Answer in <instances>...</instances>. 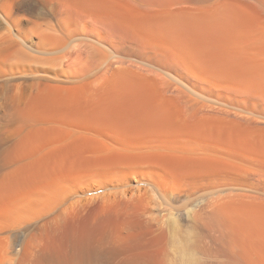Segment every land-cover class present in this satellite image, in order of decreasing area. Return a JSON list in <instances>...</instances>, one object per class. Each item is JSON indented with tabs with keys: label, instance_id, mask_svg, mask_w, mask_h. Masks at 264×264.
Segmentation results:
<instances>
[{
	"label": "rangeland",
	"instance_id": "obj_1",
	"mask_svg": "<svg viewBox=\"0 0 264 264\" xmlns=\"http://www.w3.org/2000/svg\"><path fill=\"white\" fill-rule=\"evenodd\" d=\"M218 1L214 0V3ZM127 11L130 12L133 9L122 0H0V196L3 197L0 200L4 199L0 201V209L11 211L16 207H23L30 214L35 210L38 213L35 211L34 214H41L42 217L38 216L42 218V222L39 219L41 222H39L41 226H39V231L41 232L38 231L35 238L31 234L38 245L39 264H74V262L83 264L80 260L82 251L86 252L93 247L110 245L111 242L121 238L125 228L130 229L137 236L136 239L128 241L127 244L130 245L127 246H135L137 242L140 247L159 246L157 240L147 241L151 235L156 234V237L163 229L162 231L167 234L166 238L170 237L174 240L188 235L191 250L202 258L235 255L239 251L238 248L241 249V244L236 242L226 227L224 228L215 221L211 215L213 212L227 210L243 202H253L254 198L250 195L236 188L230 189L217 185L202 189L195 195L196 197H193L191 193L194 190L190 187L191 183L186 181L188 178L165 180L161 172L141 163L114 164L102 170H97L85 163L84 166L87 168L81 171L76 166L80 164L82 166V161L73 165L76 158L79 161L82 157L85 161L86 157L88 159V156H95L97 154L95 151L84 150V152L82 150L80 153L74 150L75 148L66 152L59 150L64 144L76 147L83 143L89 147L101 141L107 143L111 141V145H114L116 140L118 141L119 137L112 135L114 132H110V130L113 131L110 128L111 124L115 129V127L127 124V121H120L115 119L116 115L108 114V118L105 117L107 118L106 124L102 122L106 126L103 124L101 127L102 124H99L101 121H97L98 117L95 120L94 114L88 115L84 111L82 113L81 111H66V109L60 112L58 107L70 102L82 105L92 102L91 96L94 94V89L108 84L117 75L119 69H126L150 80L149 83H154L156 87L158 84L159 87L161 86L162 81L160 80L164 78L175 88L182 89L184 95L189 97L183 107L179 105L183 112L203 110L220 115L214 112H223L227 107L224 101L218 102L217 100L218 97L225 96L222 90L216 95L199 93L190 87V83L176 78L172 72L151 67L136 59H125V64L116 63L121 57L114 53L111 47L104 44L102 38L104 33L116 34L115 37L123 33L122 36L131 37L130 31H127L130 27L124 30L125 28L116 21L120 13L124 14ZM110 63L114 66H110ZM130 64L136 66H130ZM192 83L199 84L200 89L204 88L201 89L202 91L210 85L207 82L198 83L196 80H193L191 85ZM73 112L76 113V118ZM253 115L259 117V115ZM77 119L81 120V123ZM80 136L85 139L79 140ZM113 137L116 139L114 140ZM23 146L25 147L23 150L27 153L24 152L22 157L25 159L21 158V161L16 157L17 155H13L14 151L17 152V149ZM58 157H65L70 165L73 163L74 170L69 165L67 168L70 170L61 169L62 173L56 165ZM30 163L31 167L27 165ZM158 176L164 179L156 180ZM138 182L147 184L137 185ZM176 190L186 192L189 198L182 199L178 203L161 202L165 201L161 197L164 198V195ZM121 192L124 195L120 194ZM195 198H199L200 203L193 208L194 205L191 202L197 201ZM123 199L131 201L132 204H138V218L126 219L113 216L114 212L121 208ZM160 204H163L162 207ZM174 209L175 212H173ZM187 210L192 218L183 214ZM30 227L31 225L26 232L30 230ZM30 233L31 230L26 234ZM2 234L0 235V241H3V244L0 243V264H13L12 261L15 262L14 264L19 261L18 264H23V262L33 264V244L28 247V242L32 243L28 235L25 237L28 241L18 240L19 242L13 245V253L4 257V243L13 235ZM32 238L31 241H33ZM165 239L162 244H165ZM23 242L27 244L25 245L27 252L17 257L16 253ZM170 244H167L164 253L174 255L177 250L174 245ZM261 256L262 264H264V253ZM254 257L253 253L249 258L252 264ZM201 264L209 263L204 260Z\"/></svg>",
	"mask_w": 264,
	"mask_h": 264
},
{
	"label": "bare ground",
	"instance_id": "obj_2",
	"mask_svg": "<svg viewBox=\"0 0 264 264\" xmlns=\"http://www.w3.org/2000/svg\"><path fill=\"white\" fill-rule=\"evenodd\" d=\"M122 1L132 7L133 11L120 13L121 15L119 14L116 21L117 24L119 23L125 28L124 30L130 27V30L127 31H130L131 37L122 36L123 33L120 36L118 34V37H115L116 34L104 33L102 38V42L121 57L116 63L125 64V59H136V61L146 63L151 67L172 72L176 78L190 83V87L199 93L216 95L218 91L222 90L225 92V96L218 97L217 100L218 102L224 101L227 107L223 112H214L220 115L203 110L183 112L180 110V106L183 107L189 97L184 95L182 89L175 88L164 78L160 80V82L162 81L161 86L159 87L158 84L156 87L153 85L154 83H149L150 80L148 81L126 69H119L117 75L108 84L100 85L94 89V94L91 96L92 102L85 103V105L70 102L60 105L58 110L64 112L66 109V111H84L88 115L94 114L95 120L99 118L97 121H101L99 124L107 121L108 114L116 115L115 119L127 121V124L122 123L123 125L120 127L114 126L115 129L111 124L110 128L113 131L110 130V132H114L112 135L120 139L118 138L114 145H111V141L110 143L101 141L97 145L89 147L83 143L76 147L64 144L63 147H60V152L74 148L80 153L82 150L95 151L97 153L95 156H88L85 161L82 157L79 161L76 158V162L72 163L75 165L82 161V166L81 164L76 166L80 170L87 168L84 166L85 163L97 170L121 163L147 164L155 171L161 172L165 180L188 178L186 181L191 183L189 185L194 190L191 193L193 197H196L195 195L202 189L220 185V187L230 189L236 188L254 199L253 202H243L230 209L213 212L211 215L215 221L223 225L224 228L226 227L236 242L241 244V249L236 245L239 251L236 250L238 252L235 251L237 253L235 255L199 257L191 250L188 235L174 240L170 237L166 238L167 234L162 231L163 229L156 237V234L149 235L150 239L147 241L157 240L158 247L156 245L152 246L153 248L140 247L139 244L137 245V241H134L137 242L135 246L132 245L134 243L131 244L132 246H127L130 245L127 244L128 241L137 236L130 229L125 228L121 238L111 242L110 245L89 247L90 249L86 252L82 251L80 260L83 264H201L204 260L209 264H252L249 258L254 253L253 264H262L261 255L264 253V0H217L218 2L215 3L214 0ZM148 65L146 66L148 67ZM110 66H114V64L110 63ZM130 66L136 65L130 64ZM193 80L198 83L207 82L210 85L205 91H202L201 89L204 88L200 89L199 84L192 83L191 85ZM166 93L169 94L166 95ZM253 114L259 115V117H255ZM84 119L82 118V120ZM78 122L81 123V120ZM105 124L104 126H106ZM93 125L97 126V124ZM100 132L102 131L100 130ZM80 139L85 138L80 136ZM23 148L25 147L17 149V152L14 151L13 156L17 155L16 157L19 159L23 158L25 152ZM72 164H68L65 157H58L56 161L60 171L61 169L70 170ZM27 165L30 166L31 163ZM39 166L41 167V164ZM73 168L75 166L72 167V170H74ZM158 177L156 180L162 178ZM142 184L145 183L138 182L137 185ZM148 184L150 183L148 182ZM6 191L4 192L6 193ZM115 194L117 195V193ZM163 197L161 199H165V201L161 202L178 203L182 199L187 200L189 194L182 190H176ZM195 199L197 201L191 202L194 205L193 208L200 203L199 198ZM121 204L122 206L119 205L121 208L117 209L113 216L126 219L139 217L137 203L132 204L131 201L123 199ZM1 209L0 235L2 233L13 235L10 240L4 243V257L13 253V245L18 240L23 241L26 239L25 237L29 236V241L32 243L28 242V247L33 244V264H39L38 245L32 236L37 237L39 224L42 222V218H39L41 214H34L36 210L30 214L23 207H16L12 209L13 211ZM36 213L38 212L36 211ZM183 214L191 217L188 210ZM172 217L175 216L172 215ZM29 225L32 228L30 227L31 233L28 235L26 233L30 230L26 231L29 229ZM25 234L26 236H24ZM163 239L166 241L165 244H162ZM137 240L139 239L137 238ZM26 241L28 240L26 239ZM0 243L3 244V241ZM167 244L174 245L177 253L174 255L164 253ZM20 245L16 253L17 257L27 252L25 246L27 244L23 242V245ZM231 248L233 247L231 246Z\"/></svg>",
	"mask_w": 264,
	"mask_h": 264
}]
</instances>
